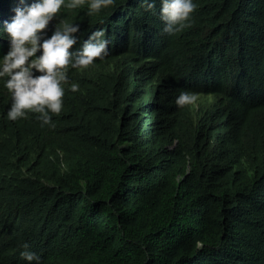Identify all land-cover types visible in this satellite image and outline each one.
<instances>
[{"label": "trees", "instance_id": "1", "mask_svg": "<svg viewBox=\"0 0 264 264\" xmlns=\"http://www.w3.org/2000/svg\"><path fill=\"white\" fill-rule=\"evenodd\" d=\"M17 3L0 0V27ZM196 3L170 36L159 0L62 5L81 41L103 27L111 43L70 68L54 128L7 122L0 83V264H29L23 242L40 264H264V0Z\"/></svg>", "mask_w": 264, "mask_h": 264}, {"label": "clouds", "instance_id": "2", "mask_svg": "<svg viewBox=\"0 0 264 264\" xmlns=\"http://www.w3.org/2000/svg\"><path fill=\"white\" fill-rule=\"evenodd\" d=\"M87 2L88 14L114 5L116 0H18L12 8L10 20L0 27V39L7 48L0 53V83L10 94V104L5 115L9 121L35 114L40 126L55 127L53 115L64 108L65 91H79L78 82L70 83V68L83 70L103 60L109 53L111 40L103 27L93 28L81 41L79 23L57 13L61 6L74 9ZM145 11L154 10L157 0H139ZM160 31L173 35L191 21L198 7L196 0H159ZM54 20L58 23L52 25ZM78 45V46H76ZM201 98V97H200ZM194 91L182 90L175 97L178 107L192 105L195 112L204 107V99ZM197 120L196 114L193 116ZM196 248L203 247L195 240ZM19 256L29 264H40L41 256L30 249L27 242L19 245Z\"/></svg>", "mask_w": 264, "mask_h": 264}]
</instances>
